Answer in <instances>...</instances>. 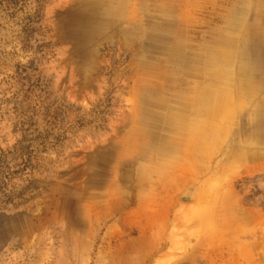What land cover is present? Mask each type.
Masks as SVG:
<instances>
[{"label":"rangeland","instance_id":"rangeland-1","mask_svg":"<svg viewBox=\"0 0 264 264\" xmlns=\"http://www.w3.org/2000/svg\"><path fill=\"white\" fill-rule=\"evenodd\" d=\"M0 264H264V0H0Z\"/></svg>","mask_w":264,"mask_h":264}]
</instances>
